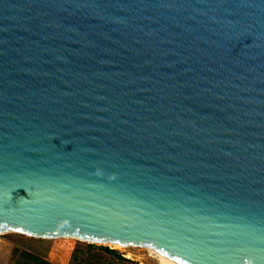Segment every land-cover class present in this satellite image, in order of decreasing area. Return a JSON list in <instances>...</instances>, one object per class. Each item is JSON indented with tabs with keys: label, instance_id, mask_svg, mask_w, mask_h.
<instances>
[{
	"label": "water",
	"instance_id": "obj_1",
	"mask_svg": "<svg viewBox=\"0 0 264 264\" xmlns=\"http://www.w3.org/2000/svg\"><path fill=\"white\" fill-rule=\"evenodd\" d=\"M264 264V0H0V233Z\"/></svg>",
	"mask_w": 264,
	"mask_h": 264
},
{
	"label": "rangeland",
	"instance_id": "obj_2",
	"mask_svg": "<svg viewBox=\"0 0 264 264\" xmlns=\"http://www.w3.org/2000/svg\"><path fill=\"white\" fill-rule=\"evenodd\" d=\"M116 250L125 260L109 254ZM27 254L41 258L44 264H160L150 249L86 242L68 237L37 238L16 232L0 233V264H38Z\"/></svg>",
	"mask_w": 264,
	"mask_h": 264
},
{
	"label": "trees",
	"instance_id": "obj_3",
	"mask_svg": "<svg viewBox=\"0 0 264 264\" xmlns=\"http://www.w3.org/2000/svg\"><path fill=\"white\" fill-rule=\"evenodd\" d=\"M103 249H105L109 254L118 257L120 260H125L121 255L118 254V252L116 250H112L109 247H105ZM27 255H28V257H30L31 259L36 261V263L38 262V264H44V262H43V260L41 258H39L37 256H33L31 254H27Z\"/></svg>",
	"mask_w": 264,
	"mask_h": 264
},
{
	"label": "bare ground",
	"instance_id": "obj_4",
	"mask_svg": "<svg viewBox=\"0 0 264 264\" xmlns=\"http://www.w3.org/2000/svg\"><path fill=\"white\" fill-rule=\"evenodd\" d=\"M106 245L112 246V247L117 248V249H123L125 247H128V246L114 245V244H106ZM156 255L160 258V264H171L170 262H168L167 260H165L164 258H162L161 256H159L158 254H156Z\"/></svg>",
	"mask_w": 264,
	"mask_h": 264
}]
</instances>
